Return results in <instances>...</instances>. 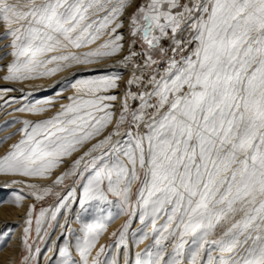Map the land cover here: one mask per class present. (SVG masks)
Segmentation results:
<instances>
[{
	"label": "snow or ice",
	"instance_id": "obj_1",
	"mask_svg": "<svg viewBox=\"0 0 264 264\" xmlns=\"http://www.w3.org/2000/svg\"><path fill=\"white\" fill-rule=\"evenodd\" d=\"M127 3L0 0V20L7 25L4 35L11 36L13 57L3 78L52 75L72 63H92L120 52L123 35L117 30L123 21L117 20ZM113 24L109 38L98 47L70 51L93 44ZM130 26L131 35H142L149 50L166 52L161 41L170 39L173 56L162 73L148 79L147 90L125 94L113 131L76 159L71 171L56 177L59 185L69 175L84 178L88 173L80 208L87 211L86 205L98 202L94 220L75 240L79 259L72 256L69 244L60 249V264H117L115 258L101 259L107 245H100L92 256L113 219L100 215V204L113 202L128 216L112 234L118 236L116 246H126L133 222H138V242L151 240L135 254V264H264V0H148L131 16ZM184 31L187 42L177 39ZM186 43L196 47L176 59ZM137 55L130 52L124 61ZM145 55L143 67L158 63L150 53ZM119 79L103 75L77 80L71 85L76 89L71 102L53 117L23 121L21 138L0 156V172L50 174L64 157L101 136L113 123L109 102L118 97L108 93L118 87ZM142 82V76L134 75L127 84ZM129 99L139 100L135 110H130ZM47 103L19 110L42 112L39 105ZM126 122L129 127L121 132ZM29 187L30 195L41 200L52 191ZM75 197L72 188L60 198L51 221L62 208H70L67 201ZM22 199L16 194L14 202ZM48 211L41 209L35 219L38 237ZM27 216L25 246L30 248L32 208Z\"/></svg>",
	"mask_w": 264,
	"mask_h": 264
},
{
	"label": "rangeland",
	"instance_id": "obj_2",
	"mask_svg": "<svg viewBox=\"0 0 264 264\" xmlns=\"http://www.w3.org/2000/svg\"><path fill=\"white\" fill-rule=\"evenodd\" d=\"M147 2L148 0H137L134 6L131 8L130 14L128 16V29L126 31V35L129 36L127 40L128 43L119 59V71L124 73L122 82L123 90L121 92L122 100L115 108V117L113 123L109 125L108 129L104 133H102L101 136L95 137L94 139L84 143V145L80 147V149L72 154L73 156L71 157V160L67 165L65 172L71 171L73 162L81 157L83 153L91 147L92 144L96 143L99 139H102L104 135H107L109 132L113 131L116 121L119 118V113L122 110V104L125 98V94L129 91L133 93H139L147 90L145 86L148 79L157 72L162 73L167 65L168 59L173 56V53L171 51V47L173 45L170 39L165 38L161 41V46L167 50L166 52L161 53L158 48L149 50L148 45L142 38V35H131V16L137 11L140 5L146 4ZM180 2L181 4H189L190 0H180ZM177 11H179V9H177ZM155 34L159 35L158 32ZM169 36H171V32H169ZM8 37L9 36L7 35L3 36V38L7 40ZM177 39L187 42V40L189 39L188 32L184 31L179 33L177 35ZM8 44L10 45V42ZM195 47V43H186L183 53H177L176 59H180L181 55H189ZM4 49L5 47H2L1 52H3ZM11 51L9 55H7V52H3L0 56V90L6 86L4 85V82L13 83L14 81H18H9L3 78L7 75V65L13 60ZM130 52H136L138 53V55L132 57L130 61H124V57L128 56ZM145 53H150L153 56V59L157 60L158 63L150 68L143 67L144 61L146 59ZM5 57H10L8 63H3V59H5ZM136 65H140L141 67L137 68ZM134 75L142 76L143 82L141 84H133L129 86L127 84V81L132 79ZM7 87L8 86H6L5 88ZM128 104L130 106V110H135L139 106V100L129 99ZM128 127L129 125L126 122L123 126H121L120 131L124 132ZM135 130L136 129L133 128V131ZM140 131L143 132L144 129L141 127ZM21 136H19L16 142L19 141ZM9 150H11V148ZM7 152H5V154ZM96 154L97 153H93V155ZM60 175L61 174L57 175V173L51 171L50 174L44 176H33L37 179L34 183H32L33 185H36L40 189H52V191L49 194L45 195L42 200L30 195V193L33 191L32 188H30L29 186L24 188L29 193L28 197L31 199V203H29L27 213L29 209L32 208L33 223L32 230L27 237V243L31 247L28 248L24 246L23 253H21V261L19 264H41L43 259L45 258L47 260V264H60V249L68 246L69 244L71 245L72 256L77 260L79 259V255L74 247L75 240L77 237H80L82 235V229L84 225L94 220L95 216L97 215L95 212V207L98 202H93L91 205H86L87 211H83L80 208L79 198L83 194V185L87 182L86 177L88 173L84 174V178H81L79 175H69L65 177L62 184L57 185L54 183V181L56 180V177ZM139 187V182L133 184L132 186V192L130 196L132 202H135L137 190L139 189ZM72 188H76V197L70 198L69 201H67V203H69L71 207L62 208L57 213L56 219L54 221H51V211L56 208L59 199L66 196ZM56 193L60 194L59 197L56 195ZM100 206L103 208V212L100 215L103 217V214L105 212H108L109 215L113 217V219L107 224L106 231H104L99 237L96 247L92 250V256H95V253L99 250L100 245H107L108 247L105 253L101 256L102 260L107 259L108 261H111L113 258H115L117 260V264H125V260L127 259L128 264H132L135 259V254L141 251V249H144L148 244H150L151 240L149 239L145 240L144 243H139L138 241L141 234L138 231V222H133L126 234V246L117 247L116 242L118 236H113L112 234L118 232L122 225L128 220V216L124 212L120 211L116 202L110 204H100ZM41 209H48L49 211L45 214V223L42 227L40 237H38L35 232V219L37 216H39ZM48 221H51V227L48 226ZM58 222V228L60 227L59 230L62 232L61 235L55 236L58 232L55 229V227L58 225ZM61 225L64 226L63 229L61 228ZM69 229L71 231H69ZM220 231V229H217V236L220 234ZM37 248L39 249L38 252L36 251ZM50 249L51 251H49ZM90 261L91 257H89V262Z\"/></svg>",
	"mask_w": 264,
	"mask_h": 264
},
{
	"label": "bare ground",
	"instance_id": "obj_3",
	"mask_svg": "<svg viewBox=\"0 0 264 264\" xmlns=\"http://www.w3.org/2000/svg\"><path fill=\"white\" fill-rule=\"evenodd\" d=\"M136 1L128 0L124 12L117 20V22L123 21V26L117 30V34L123 35L121 41L123 48L120 52L97 59L92 63H72L71 66L61 68L52 75L35 76L29 80H18L13 83L4 82V85L8 87L5 88V86L0 90V156L5 154L21 136L20 129L23 127V121L40 122L49 119L61 110V105L70 103L69 97L76 94V89L72 88L71 85L77 80H88L103 75H118L120 77L118 87L109 90L108 93L118 97L116 101L109 102L113 105L112 111L115 117V108L122 100L121 92L124 78V73L119 71V59L127 47L129 37L126 35L128 16ZM111 27H114V24L110 25L109 30L93 44L85 45L80 49L73 48L70 51L83 53L98 47L109 38ZM6 29V23L0 20V56L3 52H7V55H9L11 51L8 44L11 41V36L8 37V40L3 38ZM2 47H5L3 52H1ZM9 60L10 57H5L3 63H8ZM6 89L8 91H5ZM40 101H49L47 104L39 105L45 109L42 112L19 110L26 105L31 106ZM72 156L64 157L63 162L51 171L57 173V175L64 173ZM36 180L33 176L0 172V264H19L21 261V253H23L25 246L26 213L29 203H31V199L28 197L29 193L24 188ZM16 194L23 197L19 203L14 202ZM108 215V212L103 214V216ZM58 226L59 222L55 227L58 231L55 236L61 235L62 232ZM41 264H47L46 258L43 259ZM132 264H135V259Z\"/></svg>",
	"mask_w": 264,
	"mask_h": 264
}]
</instances>
